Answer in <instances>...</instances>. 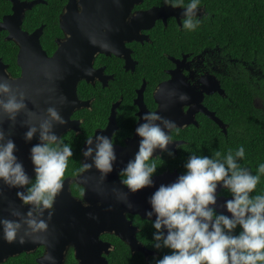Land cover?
<instances>
[{"label": "clouds", "instance_id": "9594fccd", "mask_svg": "<svg viewBox=\"0 0 264 264\" xmlns=\"http://www.w3.org/2000/svg\"><path fill=\"white\" fill-rule=\"evenodd\" d=\"M164 4L182 8L183 29L194 31L199 27L200 0H190L186 5L183 0H164ZM178 99L184 102L189 97L181 93ZM28 102L22 88H14L0 78V117L14 125L24 113L27 119L22 122L26 129L23 138L26 143L37 141L29 149L33 177L16 155L15 141L0 126V182L17 189V199L27 207L24 213L11 209L12 218L0 217V239L9 244L28 240L38 243L40 235L48 231L54 203L64 187L69 158L73 156L71 145L55 132L56 125L67 123L58 109L49 105L38 117L28 108ZM179 132L175 121L156 111L145 112L135 127L137 150L118 172L128 193L154 189L147 198L149 208L144 215L154 229L152 248L168 250L155 258L154 264H264V193L253 194L264 175V163L253 174L241 164L245 157L243 146L222 156L219 151L197 155L188 143L176 144L177 149L188 153L183 172L157 186L154 177L158 167L166 163L163 154L174 158L170 145L174 143L173 133ZM82 154L84 160L74 175L85 183V174L93 168L106 179L117 161L113 139L103 132L85 140ZM223 189L230 198L219 205V190ZM46 259L55 264L50 254Z\"/></svg>", "mask_w": 264, "mask_h": 264}, {"label": "flooded vegetation", "instance_id": "af4514ba", "mask_svg": "<svg viewBox=\"0 0 264 264\" xmlns=\"http://www.w3.org/2000/svg\"><path fill=\"white\" fill-rule=\"evenodd\" d=\"M68 1L42 0L33 6L34 8L36 5L44 4L47 7H52L55 3L60 6L58 26L53 23L47 26L44 21L38 23V18L27 20V13L33 9L31 8L24 12V17L18 30L16 21L9 28L5 25V19L12 18L15 12L13 1L0 0V62L4 65V70L10 77L17 78L22 74V67L19 65L18 59L20 50L23 47L29 53L34 51L39 53V50L44 51L45 54L43 53V55L49 58L55 54L58 48H63L65 60L68 59L70 64L78 65L80 70L84 68L82 71L89 70L91 73L92 77L80 78L76 83L78 100L89 102V105L73 110L70 119L72 122H78L79 129H71L67 132L72 131L75 136L85 134L82 126H85L89 121L87 120L90 113L88 111H95L94 107L97 103L104 106V108L97 114L95 126L92 122V132L82 142L79 165L74 164V167L70 168L69 171L76 170L84 160L82 147L85 140L89 136L93 137L97 130L103 131L107 129L111 119L114 118L113 128H115L111 138L115 146L124 147L130 140L135 138V127L139 122V117L145 112L156 111L160 115L163 114L164 117L175 121L180 127L179 134L173 133L174 143L170 145L175 152V156L173 158L163 154V159L166 163L163 167H158L157 175L167 171L183 172L182 165L186 159L184 158L185 156H181L184 151L177 149L176 144L188 143L196 153L198 145L195 141L190 140L189 137L200 127L201 122H215L205 111L213 112L219 118L220 115L214 109V106L217 105H214V103L229 96L226 81L228 77H235L232 76L228 65L231 60L230 54L223 52L218 47L207 44L204 47L197 48L198 43L195 45L190 44L188 50H185L181 44H175L174 48L168 51V48L172 47V45L165 44V48H161L160 57L158 59L156 57V66H147L144 55L155 50L153 47L155 40L159 41L163 47V44L167 41L163 40L164 37H168V35L174 36L175 40L179 41L184 37L182 32L186 30L182 28L180 15L182 8H172L165 5L164 0H140L139 2H136L137 0H123L122 7H124L126 1L129 4H134L133 7L127 16L125 15L120 19V27L115 29L104 27L101 29L99 33V50L94 52L93 48L96 44L93 39L77 35L78 32L66 27L68 24L65 23L64 19H61V15L66 11ZM78 1L76 0L77 3ZM183 2L186 5L190 1ZM77 6L81 10L82 6L79 3ZM155 7H165L162 15L147 16L146 14ZM203 15H207L206 8L204 5H199L197 17L201 18ZM102 21L107 25L104 17ZM152 21L153 24H151ZM136 23L140 27L139 39L135 38L133 33H129L130 29L134 31ZM12 28L14 29L13 32L17 31V33H22L23 36L11 35L10 29ZM29 57L26 54L21 55V62L25 65ZM31 57L33 58L34 56ZM35 61L32 60L30 64ZM161 85H163V88H161ZM216 87H219L222 93L219 90H214ZM181 93L187 94L189 99L180 102L178 97ZM214 98L215 101L212 102ZM126 103H128L127 112L123 110ZM215 123L218 130L227 135V124L219 125L217 122ZM192 127H195L194 132L187 135L188 132L186 130ZM223 127L226 131H224ZM212 128H214L213 125ZM214 132L215 130L212 131V134ZM74 142L79 144L77 138L74 139ZM75 176L74 174H67L64 179L73 180ZM74 184L76 183L72 181L70 186L72 197L80 201L83 206L85 203L88 206H93L94 204L85 201L84 196L81 195L82 191L84 193L85 187L79 185V188H76L73 186ZM219 191L220 197L230 198V193L226 189ZM127 218L137 227L136 238L138 242L152 250V253L145 255L140 250H132L126 244L132 253L143 255L144 259L142 261L145 264L146 261H150V257L158 255V252L152 248V244H148L151 239V233L147 235V240L138 235L142 231L150 232L148 227H151V222L140 216L139 218H131L129 214ZM142 225L147 227V229L142 228ZM101 239L109 244L108 252H104L103 256L107 259V264H111L108 256L115 250L120 239L113 233H104L101 235ZM112 240H115L116 243ZM72 242L66 244L62 252L61 264H78V260L75 257V246ZM123 242L125 243V241ZM46 253L47 246L38 245L35 249L11 256L0 264H8L9 260L17 256L19 259L23 256H30L35 259L37 264H41L38 260Z\"/></svg>", "mask_w": 264, "mask_h": 264}, {"label": "water", "instance_id": "95a60500", "mask_svg": "<svg viewBox=\"0 0 264 264\" xmlns=\"http://www.w3.org/2000/svg\"><path fill=\"white\" fill-rule=\"evenodd\" d=\"M11 1L14 3L13 9L15 12L12 18L5 19V25L9 28L16 21L19 30L24 12L33 8L35 4L42 0ZM122 1L79 0L78 3L82 6L81 10H79L76 0H69L66 5V11L61 15V19H64L65 23L69 25H66V27L76 30L78 32L77 35L87 36L89 39L92 38L96 44L93 48L95 52L99 50V33L101 29L104 27L110 29L120 27V19L125 15L127 16L134 5L126 1V4L122 7ZM139 1L137 0L136 2ZM164 8L155 7L146 15L153 17V15L157 14L161 16ZM103 17L106 19L107 25L102 21ZM151 24H153V21ZM13 31V28L10 29L11 35L23 36L22 33ZM129 33H133L135 38L139 39V24L137 26L136 23L134 31L130 29ZM43 53L45 54L41 50H39V53L36 51L29 53L23 47L20 50L18 59V63L22 67L21 76L17 78L10 77L4 70V65L0 62V78L6 79L14 88L19 86L26 92L29 101L28 108L32 109L38 117L43 116L44 109L49 105L55 106L64 120L67 121L64 125L55 126V132L60 137L64 132L71 129H79L78 122H72L70 116L75 108L87 107L89 102L78 100L76 83L80 78H89L92 75L89 70L82 71L84 68L80 70L78 65L70 64L68 59L65 60L63 48H58L51 58L44 56ZM25 54L30 57L24 65L21 62V55ZM31 56L34 57L32 58ZM32 60L36 61L30 64ZM214 90H219L222 93L219 87ZM65 97L67 98L66 100L64 99ZM205 113L219 125H223L222 120L213 112L205 111ZM0 119L3 121L0 126H2L5 134L10 136L17 145L18 151L16 155L23 162L28 174L34 177L29 159V149L37 141L33 139L31 143H26L23 138L26 129L22 126V122L27 119L25 114L21 113L14 125L6 117H0ZM113 119L110 120L107 129L103 131L97 130L95 135L103 132L111 137L115 130L113 128ZM223 129L226 131L224 127ZM134 137L124 147L115 146L117 161L113 171L108 174L106 179H102L99 172L94 168L85 174L86 183L79 180L77 176L73 180L64 179V187L54 203L49 229L46 233L40 235L38 243L28 240L23 244H9L0 239V263L23 251L35 249L38 245H46L47 253L38 262L49 264L46 257L50 254L55 258V264H61L62 252L66 244L73 241L78 264H107L108 261L103 256V253L108 252L109 244L101 239V235L104 233H113L122 241H125L132 250H140L145 255L152 253V250L138 242L136 238L137 227L127 218V215H139L142 218H146L144 213L149 208L147 198L154 189L145 188L135 194L128 193L127 189L120 183L122 178L118 176L119 170L124 167L137 150L139 138L136 135ZM84 148L85 142L82 147V153ZM178 174L180 173L164 172L154 177L155 183L157 186L160 183H168L174 180ZM72 181L85 187L84 199L94 204L93 206L85 207L80 201L72 197L70 190ZM113 189L118 191L114 193ZM16 192L17 189L9 188L0 182V217L12 218L10 210L13 208L22 213L27 212V207L22 206L20 200L17 199ZM117 196L120 199H117ZM225 199L220 197L219 205H222ZM218 211H223V208L218 207Z\"/></svg>", "mask_w": 264, "mask_h": 264}, {"label": "trees", "instance_id": "16d2710c", "mask_svg": "<svg viewBox=\"0 0 264 264\" xmlns=\"http://www.w3.org/2000/svg\"><path fill=\"white\" fill-rule=\"evenodd\" d=\"M54 1L57 2L58 0ZM200 5L205 6L207 15H203L201 18L197 17L200 20L199 27L194 31L185 30L182 32L184 37L179 41H176L174 36L164 37L163 40L167 41L163 44V47L159 41L155 40L153 46L155 50L144 55L145 64L155 67L157 64L156 57L157 59L160 57L161 48L164 49L165 44L172 45L168 48V51H171L175 44H181L185 50H188L190 44L195 45L198 43L197 48L204 47L207 44L229 53L231 60L228 65L232 76L235 77H228L226 81L229 96L221 97L223 99H219L214 103V105H217L214 106V109L220 115L219 118L225 125H228H226L227 135L220 132L217 124L213 121L211 122L214 124L201 122L198 129L195 130V127H192L186 131L189 135L195 130V133L189 139L197 143V155H212L214 151H219L223 156L228 150L235 151L243 146L245 157L241 164L255 174L258 165L264 163V0H200ZM60 10L61 7L56 3L52 7L39 4L27 13L26 18L27 20L38 18V23L44 21L47 26L52 23L58 26L57 21ZM214 101L215 98L212 102ZM127 104L123 108L126 112L128 111ZM94 108L95 111H88L90 112L87 119L89 121L85 126H82L85 134L75 136L70 131L61 137L73 149V156L69 158L65 175L75 173L76 170H73V172L69 169L73 168L74 164L79 165L82 142L92 132V122L95 126L97 114L104 106L97 103ZM212 125L214 128H212ZM214 130L215 132L212 134ZM75 138H77L79 144L74 142ZM187 155L186 152L181 154V156H185V159H187ZM73 186L79 188L77 184ZM261 193H264V175H261L260 182L253 194ZM129 217L139 218V215L129 214ZM144 228L147 229V227ZM148 228L150 232L142 231L138 235L147 240V235L151 233V239L148 241V244L151 245L154 229L152 227ZM112 241L116 243L115 240ZM118 242L115 250L108 256L111 264H143V255L132 253L128 245L121 239ZM156 252H158V255L150 257V261H146L145 264H154L155 258H159L168 250L162 249ZM16 263L37 264L35 259L30 256H23L21 259L17 256L8 262V264Z\"/></svg>", "mask_w": 264, "mask_h": 264}]
</instances>
